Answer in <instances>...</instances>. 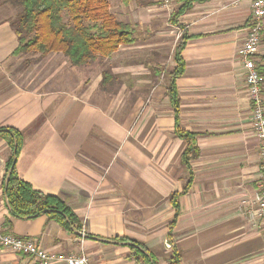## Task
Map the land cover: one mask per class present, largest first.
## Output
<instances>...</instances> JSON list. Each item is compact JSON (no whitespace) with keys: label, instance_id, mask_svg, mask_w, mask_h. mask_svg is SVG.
I'll list each match as a JSON object with an SVG mask.
<instances>
[{"label":"crops","instance_id":"obj_1","mask_svg":"<svg viewBox=\"0 0 264 264\" xmlns=\"http://www.w3.org/2000/svg\"><path fill=\"white\" fill-rule=\"evenodd\" d=\"M149 2L140 3L143 23L126 21L138 30L137 41L106 58L113 91L101 87L103 65L88 79L62 53L21 67L13 55L18 36L8 15H0V128L23 136L18 175L66 202L82 225L75 235L42 214L14 219L9 232L51 252L86 254L90 264H137L116 240L121 237L143 243L155 264H170L175 252L180 264H262L261 226L248 216L261 172L260 142L240 59L250 2L194 1L177 24L172 13L183 2ZM183 32L190 39L176 81V125L167 89ZM257 64L264 68V37ZM178 127L196 136L200 156L190 169L182 164L187 142ZM9 156L0 139L4 223L11 209L4 189ZM174 194L180 214L170 241ZM7 250L0 248V264H33Z\"/></svg>","mask_w":264,"mask_h":264},{"label":"trees","instance_id":"obj_2","mask_svg":"<svg viewBox=\"0 0 264 264\" xmlns=\"http://www.w3.org/2000/svg\"><path fill=\"white\" fill-rule=\"evenodd\" d=\"M10 1L21 8L14 21L10 22L19 41L17 49L13 52L14 56L28 52L40 53L42 56L62 53L67 57L71 66L82 68L98 58H110L122 46L132 45L137 41L136 27L118 19L111 10L109 0ZM131 1L133 0H123V3L129 5ZM179 1L183 2V5L172 13V24L178 23L179 17L191 8L192 2L206 0ZM146 3L147 5L154 4L143 1V4ZM189 39L190 37L185 32L180 36L175 50L176 67L170 74V84L167 89V96L174 109L176 125L180 117V98L176 81L185 70L182 51ZM260 72L264 75V68L260 67ZM102 74L101 87L107 90V86L113 82L114 75L108 69H104ZM176 134L187 142L182 155V164L190 169L191 162L200 156L196 136L179 127L176 129ZM0 139L4 140L10 149L6 164L7 175L10 173V179L8 186L4 184L5 195L11 208L4 223L7 230H12L14 219H31L43 214L65 230L81 235V221L66 202L58 196L34 189L30 183L19 177L16 165L23 145L21 132L16 129L0 128ZM191 181L192 179L190 183ZM178 196L179 194H174L172 199L176 215L169 234L170 241L173 239V224L176 223L180 214ZM116 240L125 242L130 249V257L137 264H155L153 255L148 252L143 243L128 237ZM180 263V255L175 252L170 264Z\"/></svg>","mask_w":264,"mask_h":264},{"label":"built area","instance_id":"obj_3","mask_svg":"<svg viewBox=\"0 0 264 264\" xmlns=\"http://www.w3.org/2000/svg\"><path fill=\"white\" fill-rule=\"evenodd\" d=\"M251 7V22L246 37L240 49V59L245 69V80L249 94L252 112V124L260 142V178L248 212L250 219H256L261 226L264 238V76L257 64L264 37V0H249ZM84 236V230H83ZM0 247L14 253L30 257L33 264H90L86 254L51 252L43 248L36 239L18 238L10 233L4 222L0 220ZM171 247V244H168ZM264 264V254L262 257Z\"/></svg>","mask_w":264,"mask_h":264},{"label":"rangeland","instance_id":"obj_4","mask_svg":"<svg viewBox=\"0 0 264 264\" xmlns=\"http://www.w3.org/2000/svg\"><path fill=\"white\" fill-rule=\"evenodd\" d=\"M109 1L111 4V10L116 15V17L118 19H120L121 21H124V22H126V21L132 22L134 20H137V21L141 20L142 21L143 17L140 14V9H139L140 3H142L143 1H151V0H134L131 2L132 8H130V6H126L123 3V0H109ZM131 9H135V10L133 11ZM20 11H21L20 6L16 5L15 3H12V1L0 0V15L1 14L5 15V16L8 15L10 22L14 21V19L16 18L17 14ZM142 23H143V21H142ZM149 25L152 27L155 26L154 23L149 24ZM142 26H143V30H144V25L142 24ZM135 35L137 36V38H139L140 34L138 33V30H137ZM15 57L22 64L21 65V67H22L25 65H29L35 59H38V58L43 57V56L40 53L28 52V53L18 54ZM122 58H123L122 55H120V58L118 59L117 63L121 62L123 60ZM106 63L108 65L107 67L105 66ZM114 63H116V62H114ZM100 65H103L102 66L103 69L110 70V66H109L110 64L108 63V59L98 58L96 61H94L90 65L82 67L83 68L82 72H84L85 77L90 79V78H92V74H93L92 72L98 71L97 69H99V67H101ZM86 68H88V70H89L88 72L86 71ZM259 69H260V67H259ZM107 87L111 91L115 90L114 84H109ZM0 248H2V247H0ZM7 251H11V250H7Z\"/></svg>","mask_w":264,"mask_h":264},{"label":"water","instance_id":"obj_5","mask_svg":"<svg viewBox=\"0 0 264 264\" xmlns=\"http://www.w3.org/2000/svg\"><path fill=\"white\" fill-rule=\"evenodd\" d=\"M9 179H10V173L7 175V178H6V186H8Z\"/></svg>","mask_w":264,"mask_h":264}]
</instances>
